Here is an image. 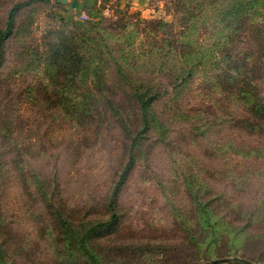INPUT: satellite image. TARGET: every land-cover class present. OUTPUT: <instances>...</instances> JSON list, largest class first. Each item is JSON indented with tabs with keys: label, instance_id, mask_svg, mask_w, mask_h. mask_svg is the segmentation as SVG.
Here are the masks:
<instances>
[{
	"label": "rangeland",
	"instance_id": "374dc122",
	"mask_svg": "<svg viewBox=\"0 0 264 264\" xmlns=\"http://www.w3.org/2000/svg\"><path fill=\"white\" fill-rule=\"evenodd\" d=\"M33 1L0 56V264H88L89 230L98 264H264V0Z\"/></svg>",
	"mask_w": 264,
	"mask_h": 264
},
{
	"label": "trees",
	"instance_id": "16d2710c",
	"mask_svg": "<svg viewBox=\"0 0 264 264\" xmlns=\"http://www.w3.org/2000/svg\"><path fill=\"white\" fill-rule=\"evenodd\" d=\"M34 1L30 0L27 2H23V3H18L16 5H14L8 14V18H7V22L6 25L3 29L0 30V56L2 55V48H3V43L6 39H8V37H10L14 26H15V17L16 14L23 8L30 6ZM158 96H152L148 99L144 100V97L142 96L138 102H139V107H140V111H141V115L143 118V129L141 131H143V133L145 132V130L148 128L149 126V121L147 119V110L150 107V104L152 101H154L155 99H157ZM139 134L137 136L134 137L133 141H132V149L135 146L136 141L138 140ZM132 155V154H131ZM131 158V156H130ZM130 164V162H129ZM125 175H126V171L123 172L119 183L117 184V187L120 186L122 179H125ZM113 217L110 218L109 221H107V225H110L112 223ZM91 230H89L87 233H85V235L79 240V251L80 253L86 258L88 264H98V257L94 254H92V252L89 250V248L87 247V239L89 237V235L92 233L90 232ZM243 264H248L247 262L243 263Z\"/></svg>",
	"mask_w": 264,
	"mask_h": 264
}]
</instances>
